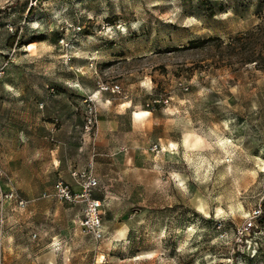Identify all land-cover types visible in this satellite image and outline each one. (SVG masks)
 Returning a JSON list of instances; mask_svg holds the SVG:
<instances>
[{
	"label": "rangeland",
	"instance_id": "rangeland-1",
	"mask_svg": "<svg viewBox=\"0 0 264 264\" xmlns=\"http://www.w3.org/2000/svg\"><path fill=\"white\" fill-rule=\"evenodd\" d=\"M0 165V264H264V0H0Z\"/></svg>",
	"mask_w": 264,
	"mask_h": 264
},
{
	"label": "built area",
	"instance_id": "built-area-1",
	"mask_svg": "<svg viewBox=\"0 0 264 264\" xmlns=\"http://www.w3.org/2000/svg\"><path fill=\"white\" fill-rule=\"evenodd\" d=\"M100 93H120V86L116 84L103 83L99 88ZM90 167L93 163H90ZM3 175V169L0 165V176ZM75 184L80 188L79 191L73 190L71 185L63 180L56 183L55 190L49 198L56 200L61 204L82 205L83 216L80 219V225L83 230L95 241L102 242L106 238V232L103 221L104 201L96 197L95 192L99 187L98 179L88 170H75L71 173ZM25 206V202L20 203ZM254 228V223L249 222L245 225L241 236L245 232H250Z\"/></svg>",
	"mask_w": 264,
	"mask_h": 264
},
{
	"label": "crops",
	"instance_id": "crops-1",
	"mask_svg": "<svg viewBox=\"0 0 264 264\" xmlns=\"http://www.w3.org/2000/svg\"><path fill=\"white\" fill-rule=\"evenodd\" d=\"M59 150L63 151L64 160H65V157L67 156H71L72 159L74 160V167H71V166L67 167L65 165H61L60 158L55 160L56 161L55 168L58 172L60 171L61 173L59 180L65 181L66 183L71 185L73 190L79 191L80 188L75 184L71 176V173L75 170H81L85 167L86 163L83 162V159H84L83 157L84 155H86L87 149L80 148V149H59ZM53 201L59 206L73 207L75 211L79 210V214L75 216L74 219H75V222L76 220H77V223L80 222V219L83 216V206L82 205L61 204L54 199Z\"/></svg>",
	"mask_w": 264,
	"mask_h": 264
},
{
	"label": "trees",
	"instance_id": "trees-1",
	"mask_svg": "<svg viewBox=\"0 0 264 264\" xmlns=\"http://www.w3.org/2000/svg\"><path fill=\"white\" fill-rule=\"evenodd\" d=\"M210 41H211V39L204 40V41H192L190 46H191V48H203Z\"/></svg>",
	"mask_w": 264,
	"mask_h": 264
},
{
	"label": "bare ground",
	"instance_id": "bare-ground-1",
	"mask_svg": "<svg viewBox=\"0 0 264 264\" xmlns=\"http://www.w3.org/2000/svg\"><path fill=\"white\" fill-rule=\"evenodd\" d=\"M127 234H128V230L127 229H121L120 232H119V235L116 236L117 240L118 239H123L124 240L127 237Z\"/></svg>",
	"mask_w": 264,
	"mask_h": 264
}]
</instances>
